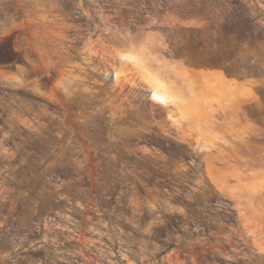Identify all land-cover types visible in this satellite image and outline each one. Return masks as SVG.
Instances as JSON below:
<instances>
[{
	"label": "rangeland",
	"instance_id": "1",
	"mask_svg": "<svg viewBox=\"0 0 264 264\" xmlns=\"http://www.w3.org/2000/svg\"><path fill=\"white\" fill-rule=\"evenodd\" d=\"M0 264H264V0H0Z\"/></svg>",
	"mask_w": 264,
	"mask_h": 264
}]
</instances>
